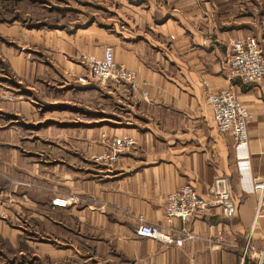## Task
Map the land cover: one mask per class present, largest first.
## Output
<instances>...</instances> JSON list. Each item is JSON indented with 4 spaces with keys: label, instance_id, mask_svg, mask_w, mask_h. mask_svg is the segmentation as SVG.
<instances>
[{
    "label": "crops",
    "instance_id": "0c3cea01",
    "mask_svg": "<svg viewBox=\"0 0 264 264\" xmlns=\"http://www.w3.org/2000/svg\"><path fill=\"white\" fill-rule=\"evenodd\" d=\"M130 1L132 7L123 11L109 8L114 18L107 36L86 53L100 56L104 48H111L116 64L136 71L137 88L95 87L65 77L87 87L80 92L117 93L133 106V121L121 117L124 127L98 133L97 155L106 140L121 134L132 136L141 152L122 156L115 164L91 159V174L98 179L67 174L71 192L99 198L97 204L59 209L66 216L60 256L74 264H84L79 263L81 259L90 260L87 264H264L260 255L264 252V192L242 188L239 178L244 162L235 152L233 138L216 129L205 101L207 86L217 90L230 82L225 67L230 40L252 35L264 54V7L260 0ZM76 66L75 72H84L82 64ZM233 82L251 113L244 161L253 178L264 180V80L245 84L235 78ZM144 92L147 96H142ZM217 175L228 178L236 205L233 217L212 206L185 224L176 218L166 221L169 193L189 183L205 198ZM96 208L100 210H90ZM139 215L160 223L172 241L139 236L135 219ZM74 222L73 228L70 223ZM99 224L107 225V234L99 235ZM182 230L194 237L187 238ZM179 239H183L181 245L176 244Z\"/></svg>",
    "mask_w": 264,
    "mask_h": 264
},
{
    "label": "rangeland",
    "instance_id": "374dc122",
    "mask_svg": "<svg viewBox=\"0 0 264 264\" xmlns=\"http://www.w3.org/2000/svg\"><path fill=\"white\" fill-rule=\"evenodd\" d=\"M132 5L0 0V264H74L60 256L66 216L50 201L72 194L74 204H97L95 194L71 192L67 174L98 179L91 174L98 133L124 127L121 117L135 119L131 103L117 93L80 92L87 87L74 84V69L107 36L114 18L109 8ZM134 147L123 156L138 155L141 147ZM106 227L99 224V235L107 234Z\"/></svg>",
    "mask_w": 264,
    "mask_h": 264
},
{
    "label": "built area",
    "instance_id": "2783aa9c",
    "mask_svg": "<svg viewBox=\"0 0 264 264\" xmlns=\"http://www.w3.org/2000/svg\"><path fill=\"white\" fill-rule=\"evenodd\" d=\"M264 6V0H260ZM84 72L76 75V80L81 84L98 83L105 86L130 85L134 90L137 88L136 71L118 65L114 61L113 51L106 47L102 54L84 55L82 58ZM225 67L228 70L229 84L221 89L213 90L207 87L206 104L212 110V116L216 129L222 134H229L235 143V152L242 159L240 183L245 191L259 193L264 192V180H257L252 177L249 165L244 161L248 157L247 122L251 117L248 108L239 99L237 86L233 79L240 82L258 84L264 80V54L262 47L256 37L246 35L234 38L228 43V52L225 56ZM143 96H147L144 92ZM135 139L128 134H121L112 137L107 142L106 151L93 158L95 163H116L128 152L134 150ZM207 197L198 195L193 186L189 183L169 193L165 197V219L171 222L172 219H180L182 223L191 217L199 216L209 207L219 206L226 217H233L236 213V205L232 198L229 181L225 175H217L206 189ZM75 195H56L51 200L52 206L66 208L76 203ZM172 229V228H171ZM187 238H193L186 233ZM136 233L148 239L171 242L170 235L164 230L160 223L147 222L141 215L137 217ZM183 239L176 240L177 245L182 244ZM264 256V252H260ZM187 264H205L199 261H189Z\"/></svg>",
    "mask_w": 264,
    "mask_h": 264
},
{
    "label": "bare ground",
    "instance_id": "6f19581e",
    "mask_svg": "<svg viewBox=\"0 0 264 264\" xmlns=\"http://www.w3.org/2000/svg\"><path fill=\"white\" fill-rule=\"evenodd\" d=\"M208 87V86H207ZM209 89H211L210 87H208ZM206 90H207V88H206ZM213 90H215V89H213ZM207 92V91H206ZM206 98V97H205Z\"/></svg>",
    "mask_w": 264,
    "mask_h": 264
}]
</instances>
